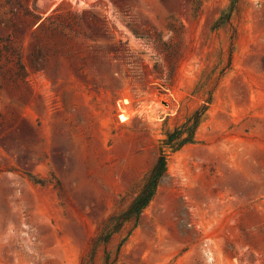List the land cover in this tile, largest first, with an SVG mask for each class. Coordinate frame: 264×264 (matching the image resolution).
Segmentation results:
<instances>
[{
  "label": "rangeland",
  "instance_id": "374dc122",
  "mask_svg": "<svg viewBox=\"0 0 264 264\" xmlns=\"http://www.w3.org/2000/svg\"><path fill=\"white\" fill-rule=\"evenodd\" d=\"M25 9L82 18L41 65ZM0 21L26 69L0 74V264H264V0H0ZM210 93L139 220L95 247Z\"/></svg>",
  "mask_w": 264,
  "mask_h": 264
},
{
  "label": "trees",
  "instance_id": "16d2710c",
  "mask_svg": "<svg viewBox=\"0 0 264 264\" xmlns=\"http://www.w3.org/2000/svg\"><path fill=\"white\" fill-rule=\"evenodd\" d=\"M35 8V5L33 7ZM25 14H29L34 20H39L40 23L38 25V29L40 32L44 33L53 44H47L42 47H33L32 51H30L29 59L33 65H41L39 60L43 58V53H60L61 49L56 46L55 38L57 37H69L72 32L73 23H78V21L82 20L76 15L75 17L63 18L60 15L51 14L47 15L44 18L41 16L30 13L27 9H25ZM95 18V15H92ZM71 18V20H70ZM74 20V21H73ZM1 22V21H0ZM217 26H219L221 21H216ZM132 33L136 36L137 39L145 41V44L148 45L152 41L151 35L149 33L139 35L136 31L132 29ZM37 37V36H35ZM38 38V37H37ZM16 37L15 33L8 32L6 37H0V74L2 65H8L9 63H13L16 66V71L13 72L17 78L24 79L26 77V69L23 63L21 62V53L15 48ZM232 50L228 52L227 59V67L230 66L231 62ZM153 60V68L156 71L161 70L162 67L160 59L157 58L156 55L152 57ZM174 62H171V71L165 75L160 77V80L164 84H170L173 80V72H174ZM9 72V71H8ZM10 76V75H9ZM213 99L212 94L210 93L205 99L204 102L201 103L197 108H195L185 119L177 126L172 129H167L164 131L165 137L162 140L159 156L153 167L151 168L146 180L139 187L137 193L132 198L128 206L122 210L120 213L113 216L110 222L109 229L104 230L101 234L98 235L96 242L94 243L95 247H97L98 243H106L109 239L110 234L113 231H116L120 226L129 221L137 222L140 218L141 212L151 199L153 198L159 179L166 173V158H165V149H170L171 151H179L183 146L187 144H192L196 140V131L199 125L204 122L208 116V107L211 104ZM92 259V253H91Z\"/></svg>",
  "mask_w": 264,
  "mask_h": 264
},
{
  "label": "bare ground",
  "instance_id": "6f19581e",
  "mask_svg": "<svg viewBox=\"0 0 264 264\" xmlns=\"http://www.w3.org/2000/svg\"><path fill=\"white\" fill-rule=\"evenodd\" d=\"M124 102H125V101H124ZM125 103H126V102H125ZM121 118H122V120L124 119L122 115H121Z\"/></svg>",
  "mask_w": 264,
  "mask_h": 264
}]
</instances>
